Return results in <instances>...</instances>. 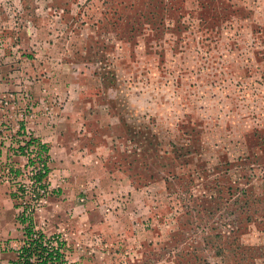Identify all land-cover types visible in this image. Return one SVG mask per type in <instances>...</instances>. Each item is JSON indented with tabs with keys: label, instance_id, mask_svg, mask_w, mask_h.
<instances>
[{
	"label": "rangeland",
	"instance_id": "1",
	"mask_svg": "<svg viewBox=\"0 0 264 264\" xmlns=\"http://www.w3.org/2000/svg\"><path fill=\"white\" fill-rule=\"evenodd\" d=\"M53 72L95 153L64 173L41 152L37 202L19 115ZM12 94L0 264L27 206L67 264H264V0H0V101Z\"/></svg>",
	"mask_w": 264,
	"mask_h": 264
},
{
	"label": "crops",
	"instance_id": "2",
	"mask_svg": "<svg viewBox=\"0 0 264 264\" xmlns=\"http://www.w3.org/2000/svg\"><path fill=\"white\" fill-rule=\"evenodd\" d=\"M58 74L59 72L50 73L47 75L50 77L49 81L42 80L39 82L37 88L39 91H43L44 96L40 99L39 107L35 109L36 114L21 122L19 126L22 127V131L28 130L36 142L47 148V155L50 160L49 165L54 162L52 164L58 169L60 166L66 165L62 169L64 173H72L74 169L78 168V165L86 163L88 154L93 155L95 152L89 147L91 140H87V138L90 139V134L86 136L85 133H80L79 129L75 128L76 119H74V113L72 112V109H74L72 106L73 102L70 100L68 93H60L61 97L68 96V98L63 100L60 105L56 103L57 97L55 94L57 95V93L55 89L59 85L56 84L55 76ZM61 97L58 100H62ZM59 108L62 110H60V116L58 117L59 112L56 109ZM44 110L48 111L50 118L41 116L42 113L45 114ZM80 160L81 162H79ZM97 162L99 161L97 160ZM49 169L51 170L50 166ZM52 173L50 171V175ZM69 182L72 184L73 179L71 178Z\"/></svg>",
	"mask_w": 264,
	"mask_h": 264
},
{
	"label": "trees",
	"instance_id": "3",
	"mask_svg": "<svg viewBox=\"0 0 264 264\" xmlns=\"http://www.w3.org/2000/svg\"><path fill=\"white\" fill-rule=\"evenodd\" d=\"M22 130V127L20 128ZM29 142L27 146H31ZM40 152L47 156L48 150L45 146L40 145ZM33 165V162H30ZM20 173H14L17 177ZM50 170L47 166L42 171H39L34 179L36 183L41 184L40 190L34 187L33 196L35 201L39 202L46 197L49 191L48 179ZM44 182V184H43ZM44 191V193L41 192ZM21 196L26 197L27 190L21 189ZM14 199L18 196L15 194ZM34 212H30L27 206L24 212L19 216V222L23 226L24 239L18 251L14 252V256L9 260L10 264H67L66 243L58 236H48L42 230H39L35 221Z\"/></svg>",
	"mask_w": 264,
	"mask_h": 264
},
{
	"label": "built area",
	"instance_id": "4",
	"mask_svg": "<svg viewBox=\"0 0 264 264\" xmlns=\"http://www.w3.org/2000/svg\"><path fill=\"white\" fill-rule=\"evenodd\" d=\"M10 97L11 98H7V99L5 98L4 100L0 101V110H4L7 108L8 109H15L16 108V106L18 105L17 98H15V96L13 94L10 95ZM24 101L26 102V106L24 107V109L21 110L23 112H21V114L19 115L21 121H25L27 118L32 117L34 112H35V106L32 103L31 97H29L28 94L26 95ZM19 138H20V141H19L17 152L19 153L20 157H22L23 159H25L27 161L26 167L33 170L31 182H30L31 183L30 187H36V188H38V191H39L41 184L36 183L34 176L39 171H42L45 166L48 167V162H46L45 156H43L40 152V144L34 140V138L31 136V134H30V132H28V130L25 129L24 131H21V136ZM29 142H32L31 146H27V144ZM36 156H38V159L35 158ZM38 161H40V162L38 163ZM30 162H33V165ZM43 184H44V182H43ZM48 185H49L48 190L50 191V188H51L50 184L48 183ZM49 191L47 192V194L49 193ZM41 192L44 193L43 190H41ZM44 199H45V197L40 201L43 202ZM83 201H84V199H82V202ZM23 212H24V209H23L22 213Z\"/></svg>",
	"mask_w": 264,
	"mask_h": 264
}]
</instances>
